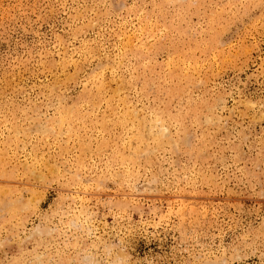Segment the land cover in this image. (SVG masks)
Instances as JSON below:
<instances>
[{
  "label": "rangeland",
  "instance_id": "1",
  "mask_svg": "<svg viewBox=\"0 0 264 264\" xmlns=\"http://www.w3.org/2000/svg\"><path fill=\"white\" fill-rule=\"evenodd\" d=\"M0 264H264V0H0Z\"/></svg>",
  "mask_w": 264,
  "mask_h": 264
}]
</instances>
